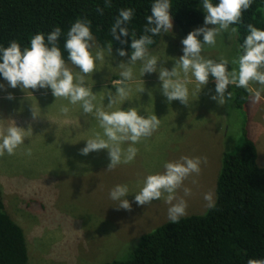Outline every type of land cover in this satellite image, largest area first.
Returning a JSON list of instances; mask_svg holds the SVG:
<instances>
[{
	"label": "rangeland",
	"instance_id": "1",
	"mask_svg": "<svg viewBox=\"0 0 264 264\" xmlns=\"http://www.w3.org/2000/svg\"><path fill=\"white\" fill-rule=\"evenodd\" d=\"M200 8L204 11L203 5ZM204 26L203 22L191 31ZM184 38L174 22L171 32L162 33L161 44L149 49L158 57V68L171 70L175 66V60L183 55ZM198 39L203 41V36ZM91 51L95 53V49ZM126 52L128 55L123 57L116 54L115 48L111 56L106 52L104 62L97 61V71L86 79V84L97 93L98 106L103 105L106 111L134 107L145 117L157 115L161 124L150 138L135 145L139 152L133 162L120 164L111 171L107 170L110 163L107 149L88 155L80 153L86 140L102 129L92 116L83 114L79 104L71 105L64 99L56 101L50 88L28 92L19 86L13 89L0 78V131L13 121L25 130L31 127L25 133L24 144L14 155L0 156L1 197L6 211L23 229L28 264H102L128 258L142 234L170 221L169 205L162 199L143 206L135 202L144 178L162 173L165 162L179 160L190 153L204 154L201 150L215 142L216 119L207 109L210 90L206 85L200 92L196 91L191 76L187 108L178 100L168 103L161 91L159 73L142 76L141 64L137 62L133 80L129 82L132 87L129 100L113 109L107 108L106 93L110 90L115 94L113 82L121 79L118 67L131 57L132 51ZM239 52L236 35L229 39L228 33H222L215 47L204 46L202 55L217 61L221 57L231 60ZM66 65L73 73L79 72L71 61ZM232 67L229 64V71ZM137 86H144L145 91L137 92ZM234 89V86L228 87L233 95ZM9 94L14 98L8 99ZM62 106L70 109L67 115L60 112ZM33 107L41 115L36 119H33ZM225 110L222 146L231 150L240 144L242 126L248 122L245 106L237 108L233 99L227 101ZM29 147L31 156L25 154ZM256 161L264 167L262 157ZM200 168L199 175L189 176L177 191V196L187 202L185 216L203 214L207 209L205 193L215 194L213 168ZM116 185L128 186L129 193L124 198L130 201L131 210L118 208L119 202L110 199L109 193ZM185 187L191 189L190 196H184Z\"/></svg>",
	"mask_w": 264,
	"mask_h": 264
},
{
	"label": "clouds",
	"instance_id": "2",
	"mask_svg": "<svg viewBox=\"0 0 264 264\" xmlns=\"http://www.w3.org/2000/svg\"><path fill=\"white\" fill-rule=\"evenodd\" d=\"M253 0H219L214 4L213 0H202L206 13L204 27L190 32L181 43L183 55L175 60V66L169 70L158 68V57L149 52L150 45L154 44L153 37L162 33L171 32L173 22L170 10L171 0H154L151 5V14L146 17V24L139 38L132 34L131 57L127 63L119 65L121 79L114 81L116 92L110 90L106 96L109 99L108 109L120 105L129 100L132 87L129 83L134 77V66L140 62V74L159 73L162 81L161 91L168 103L178 100L189 106V87L194 78L196 91L200 92L208 83L209 75L215 80V95L211 98L220 105H225L228 100L234 98L233 92L228 87L244 89L251 102L259 103L264 92V30L253 24L247 25V35L243 43L239 45V54L229 60L221 57L218 61L205 58L202 51L205 45L215 47L217 37L222 33H228L229 39L238 35L242 15L252 6ZM105 7H111V0H105ZM103 14L104 9L98 8ZM134 16L132 8H121L118 16L110 28L112 40L107 42V47H99L91 30V22L87 19L77 18L66 34L64 49L68 53V60L79 69L73 73L66 65L58 41L62 35L60 27H55L47 34L38 33L30 37V46L23 48L21 44L13 40L9 46H0V75L8 82L11 88L21 87L28 92L31 89L50 88L56 101L67 100L71 105L79 104L85 116H92L102 129L88 138L86 146L80 150L81 155H88L93 151L108 150L110 163L108 171L115 169L120 164H129L136 158L139 149L135 146L143 140L150 138L161 124L157 115L147 117L141 115L137 108L106 111L103 105L98 106V95L87 86L86 79L97 71V61L105 60V53L112 55L113 40H121V37L129 36L127 24ZM212 25L213 27H208ZM203 36V41L198 36ZM128 43L127 39L121 41ZM95 49V53L91 51ZM118 54L123 57L128 53L119 49ZM231 64L232 70L228 66ZM259 85V87H253ZM2 87V86H0ZM137 92L145 91L144 86H137ZM151 95V92H149ZM8 99L14 97L9 94ZM70 109L62 106L60 112L67 115ZM33 107V119L40 117ZM26 131L17 127L15 122L0 131V156L14 155L16 150L25 142ZM127 144V147L124 145ZM26 155H32L29 147ZM202 162L206 158L182 156L179 160L165 162L164 171L147 175L143 180V186L135 194V202L138 205H148L154 200H163L169 205L168 219L172 223H179L185 216L187 202L183 197L177 196V191L184 181L191 175H199ZM196 181L193 180V183ZM184 196L191 195V189H183ZM129 188L127 185H116L109 193L110 199L118 201V208L131 210V203L127 198ZM206 207H216L215 194L205 193ZM247 264H264V259H249Z\"/></svg>",
	"mask_w": 264,
	"mask_h": 264
},
{
	"label": "trees",
	"instance_id": "3",
	"mask_svg": "<svg viewBox=\"0 0 264 264\" xmlns=\"http://www.w3.org/2000/svg\"><path fill=\"white\" fill-rule=\"evenodd\" d=\"M153 2L111 0V7H105V0H0V46L7 47L16 40L22 49L29 47L31 36L43 33L47 37L58 26L62 30L58 46L66 63L70 61L64 49L66 34L77 18L91 22L96 44L106 48L119 10L132 8L134 16L127 24L129 36L112 41L116 50L132 51V34L136 38L144 34ZM171 4L172 21L184 36L204 22L202 0H171ZM98 8L104 9L103 14ZM263 10L264 0H253L241 23L233 25L239 28L238 48L246 38L248 24L263 29ZM161 36L153 37L155 43L149 49L158 45ZM124 39L127 44L121 42ZM0 78L4 79L2 75ZM234 95L235 106L242 109L249 94L235 88ZM241 131L240 144L222 153L214 209L183 216L179 223L167 221L142 234L128 258L102 264H247L249 259H264V167L257 164L256 147L245 125ZM1 196L0 190V264H28L23 229L6 211Z\"/></svg>",
	"mask_w": 264,
	"mask_h": 264
},
{
	"label": "crops",
	"instance_id": "4",
	"mask_svg": "<svg viewBox=\"0 0 264 264\" xmlns=\"http://www.w3.org/2000/svg\"><path fill=\"white\" fill-rule=\"evenodd\" d=\"M207 85H208V89L210 90V97H209L210 106L207 109L209 110V114H213L216 119V125H214L215 127L214 131H215V136H216L215 142H213V144H211L207 148L204 147L201 150L202 152H204V154L202 155H199V153L197 152L196 154L194 153L186 154V156L190 158H195V157H200V156L202 158H206V162H202L201 163L202 165H200V167H212L213 170H212L211 177L216 176L217 178L220 165H221L222 153L225 149V147L222 146V137L224 136V133H225L224 121H226V112H225L226 110H225V105H220L217 101L211 98L213 95L216 94L215 93V80L212 76H209V83ZM186 107L188 108V106ZM199 107L202 108L201 106ZM245 109H246V119L248 122L246 123V126H245L247 136L255 144L256 151H257V160H259L262 157V162H263L264 161V92H262L261 94V100L259 103H253L251 102V99L248 98L245 104ZM257 163L259 164L260 162L257 161Z\"/></svg>",
	"mask_w": 264,
	"mask_h": 264
}]
</instances>
